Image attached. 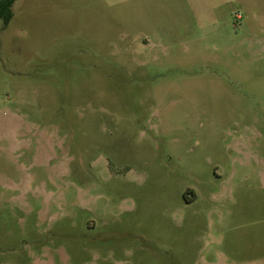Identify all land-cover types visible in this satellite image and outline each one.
<instances>
[{
  "label": "rangeland",
  "instance_id": "1",
  "mask_svg": "<svg viewBox=\"0 0 264 264\" xmlns=\"http://www.w3.org/2000/svg\"><path fill=\"white\" fill-rule=\"evenodd\" d=\"M11 11L0 264H264V0Z\"/></svg>",
  "mask_w": 264,
  "mask_h": 264
},
{
  "label": "trees",
  "instance_id": "2",
  "mask_svg": "<svg viewBox=\"0 0 264 264\" xmlns=\"http://www.w3.org/2000/svg\"><path fill=\"white\" fill-rule=\"evenodd\" d=\"M15 0H0V18L3 20L4 26L8 24L12 17V6Z\"/></svg>",
  "mask_w": 264,
  "mask_h": 264
}]
</instances>
